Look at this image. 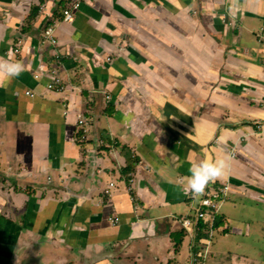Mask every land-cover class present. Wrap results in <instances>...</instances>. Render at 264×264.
I'll list each match as a JSON object with an SVG mask.
<instances>
[{
    "label": "crops",
    "instance_id": "obj_1",
    "mask_svg": "<svg viewBox=\"0 0 264 264\" xmlns=\"http://www.w3.org/2000/svg\"><path fill=\"white\" fill-rule=\"evenodd\" d=\"M70 1L0 0V264H189L220 158L208 264H264V0Z\"/></svg>",
    "mask_w": 264,
    "mask_h": 264
},
{
    "label": "built area",
    "instance_id": "obj_2",
    "mask_svg": "<svg viewBox=\"0 0 264 264\" xmlns=\"http://www.w3.org/2000/svg\"><path fill=\"white\" fill-rule=\"evenodd\" d=\"M80 8L79 0H73L68 8L63 11V22L71 23L74 20V13ZM56 25L50 26L45 29L43 33V42L49 43L53 46L58 44V39L55 36ZM54 79L48 85V90L62 92L64 90L60 81L56 77V73H52ZM54 81H57L58 87L55 88ZM256 130L264 134V122H257L255 126ZM82 141H85V137L82 136ZM236 149L230 152V155L235 158ZM208 185L214 187V191L209 192L203 197L201 205L198 211L193 217L189 216L181 219L182 229H184L191 236L196 237L194 244L191 247V258L192 261L189 264H208V259L212 253L213 241L218 232L217 220L220 212L222 211L229 195L231 194L232 188L229 184H221L220 186H214L212 181L208 182ZM109 188H114V184H110ZM105 194L110 196V190L108 189ZM115 222L114 219L110 220ZM203 234L204 238L200 239V235Z\"/></svg>",
    "mask_w": 264,
    "mask_h": 264
},
{
    "label": "clouds",
    "instance_id": "obj_3",
    "mask_svg": "<svg viewBox=\"0 0 264 264\" xmlns=\"http://www.w3.org/2000/svg\"><path fill=\"white\" fill-rule=\"evenodd\" d=\"M23 71V65L19 61L0 58V75L7 80L18 76ZM225 167V160L202 159L190 166V175L187 180V187L184 189L193 195L202 193L209 181L222 175Z\"/></svg>",
    "mask_w": 264,
    "mask_h": 264
},
{
    "label": "water",
    "instance_id": "obj_4",
    "mask_svg": "<svg viewBox=\"0 0 264 264\" xmlns=\"http://www.w3.org/2000/svg\"><path fill=\"white\" fill-rule=\"evenodd\" d=\"M228 6H230V0H225V2L222 4V7L226 8ZM74 18H75V14H74ZM41 22H42V19H40L37 24L40 25ZM211 181L214 183V186H215V182L213 180H211ZM180 225H181V223H180ZM181 227H182V225H181Z\"/></svg>",
    "mask_w": 264,
    "mask_h": 264
},
{
    "label": "rangeland",
    "instance_id": "obj_5",
    "mask_svg": "<svg viewBox=\"0 0 264 264\" xmlns=\"http://www.w3.org/2000/svg\"><path fill=\"white\" fill-rule=\"evenodd\" d=\"M47 251H48V254H49V252L52 251V250H51V249H48ZM45 257H47V256H45ZM257 258H258V259H263V260H264V250H258V251H257ZM213 264H214V263H213Z\"/></svg>",
    "mask_w": 264,
    "mask_h": 264
},
{
    "label": "trees",
    "instance_id": "obj_6",
    "mask_svg": "<svg viewBox=\"0 0 264 264\" xmlns=\"http://www.w3.org/2000/svg\"><path fill=\"white\" fill-rule=\"evenodd\" d=\"M71 2H72V1H70L69 3L71 4ZM70 4H69V5H70ZM63 8H65V7H63ZM63 8H62V9H63ZM203 238H204V235L201 234V235H200V239H203Z\"/></svg>",
    "mask_w": 264,
    "mask_h": 264
}]
</instances>
